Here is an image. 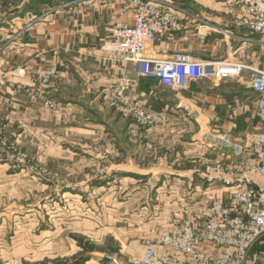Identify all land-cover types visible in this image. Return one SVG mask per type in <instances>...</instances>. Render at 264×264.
I'll return each instance as SVG.
<instances>
[{"label":"crops","instance_id":"crops-1","mask_svg":"<svg viewBox=\"0 0 264 264\" xmlns=\"http://www.w3.org/2000/svg\"><path fill=\"white\" fill-rule=\"evenodd\" d=\"M80 1L31 0L36 6L30 9L29 0L21 2L26 11L10 16L13 23L23 26L13 31L9 47L0 57V67L10 75L4 86L9 98L15 95L16 87L34 90L38 75L55 67L58 77L46 93L59 102L58 112H43L28 99L21 102L24 121L37 126L42 141L99 140L110 156L115 153L124 179L166 180L140 187V192H152L161 201L152 207L154 218L147 220L141 212L136 228L120 240L125 257L139 258L145 242L154 237L150 229L162 224L168 211L188 192L195 201L229 200L232 189L223 187L222 182L210 187L205 184L206 167L218 163L229 167L244 159L238 151L245 148L251 134L263 130L255 115L257 96L249 89V72L226 81L193 82L181 91L138 77L122 55L100 49L109 39L114 22L131 23V14L123 11L122 1L102 0L89 8L78 6ZM173 1L184 6L190 17L182 18L180 30L151 46L146 56L170 59L184 52L195 59L243 63L253 68L264 62V44L255 37L251 43L243 41L246 30L236 25L239 14L228 0ZM64 3L71 4L60 9ZM124 79L131 83L127 94L132 100L162 116L156 126L139 127L109 108L105 86ZM147 156L151 166L144 167L142 158ZM255 180L263 185L260 179ZM91 262L89 258L84 264Z\"/></svg>","mask_w":264,"mask_h":264},{"label":"built area","instance_id":"built-area-1","mask_svg":"<svg viewBox=\"0 0 264 264\" xmlns=\"http://www.w3.org/2000/svg\"><path fill=\"white\" fill-rule=\"evenodd\" d=\"M121 1L123 11L131 14V23L114 22L109 39L100 47L102 51L122 55L124 62L134 66L138 77L156 80L162 88L177 91L186 90L193 82L226 81L249 72V89L257 96L255 115L263 129L251 134L245 148L238 151L244 154L243 160L229 167L219 163L206 167L205 184L210 187L222 182L223 187L232 189L229 200L195 201L196 197L188 192L168 211L162 224L150 229L154 237L145 242L143 253L132 264H264V62L253 68L243 63L195 59L184 52L170 59L148 57L149 48L180 30L181 19L190 17V13L173 0ZM101 2L82 0L78 6L89 8ZM228 2L238 11L236 25L246 30L243 41L251 43L255 37L264 44V0ZM57 77L55 67L38 75L36 92L49 111L60 107L46 93ZM130 86L128 79L105 86L108 106L139 127L156 126L162 116L132 100L127 94ZM106 260L117 264L114 257L106 256Z\"/></svg>","mask_w":264,"mask_h":264},{"label":"rangeland","instance_id":"rangeland-1","mask_svg":"<svg viewBox=\"0 0 264 264\" xmlns=\"http://www.w3.org/2000/svg\"><path fill=\"white\" fill-rule=\"evenodd\" d=\"M22 1L0 0V57L9 47L13 31L23 26L13 23L10 16L26 11ZM28 4V9L36 6L31 0ZM2 68L5 67H0V264H71L81 258H92L89 264H116L107 261L106 256L114 257L117 264H132L138 258L125 257L120 240L124 233L131 234L136 228L135 220L141 212H145L147 220L154 218L152 207L161 201L159 195L139 189L166 180L124 179L116 166L115 153L110 156L99 140L43 142L37 126L24 121L21 102L28 99L48 114L59 109L49 111L42 105L36 92L38 86L33 91L16 87L15 95L9 98L4 84L8 74ZM80 151L89 155L85 157ZM139 152L144 153L142 149ZM142 159L144 167L151 166L148 156ZM85 245L90 247L88 252Z\"/></svg>","mask_w":264,"mask_h":264},{"label":"trees","instance_id":"trees-1","mask_svg":"<svg viewBox=\"0 0 264 264\" xmlns=\"http://www.w3.org/2000/svg\"><path fill=\"white\" fill-rule=\"evenodd\" d=\"M84 249H85L86 251H89V250H90V247L87 246V245H85V246H84ZM86 261H87L86 258H81V259H79V260H77V261L74 260V261L72 262V264H84ZM63 264H69V263H67V261H65V263H63Z\"/></svg>","mask_w":264,"mask_h":264}]
</instances>
